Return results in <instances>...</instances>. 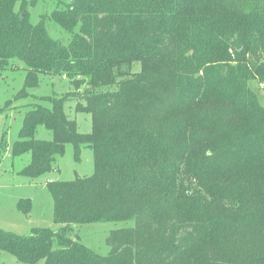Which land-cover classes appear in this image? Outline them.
<instances>
[{
    "label": "trees",
    "instance_id": "trees-1",
    "mask_svg": "<svg viewBox=\"0 0 264 264\" xmlns=\"http://www.w3.org/2000/svg\"><path fill=\"white\" fill-rule=\"evenodd\" d=\"M53 1L32 23L25 0H0V71L26 73L15 99L40 75L74 87L24 112L11 155L29 153L19 173L34 179L67 143L76 157L85 145L94 171L48 180L58 228H0V251L28 264H264V107L248 85L264 86V0ZM109 221L132 225L109 232L106 255L74 232Z\"/></svg>",
    "mask_w": 264,
    "mask_h": 264
},
{
    "label": "rangeland",
    "instance_id": "rangeland-1",
    "mask_svg": "<svg viewBox=\"0 0 264 264\" xmlns=\"http://www.w3.org/2000/svg\"><path fill=\"white\" fill-rule=\"evenodd\" d=\"M29 20L39 21L41 15H50L55 9L53 0H25ZM46 28L51 37L68 43L70 35L53 21L46 20ZM139 63L131 66V71H138ZM25 70L22 67L0 71V228L18 235H24L31 227L57 229L54 223V207L51 193L46 186L48 180H73L77 176H90L94 171L93 152L85 145L80 146L78 157L74 146L65 145V152L58 157L54 170L37 178L31 179L19 173L28 164L29 153L20 156L11 155V146L18 139V133L23 121L24 112L37 103H42L38 97H60L73 91L69 78L64 75H40L36 87L28 89V95L15 99L22 89L25 80ZM255 91L259 103L264 107V86L256 80L248 81ZM83 86L79 87L82 91ZM75 99L64 104L65 113L75 120L80 133L91 130V116L87 112L74 110ZM36 138L50 139L51 133L45 127L39 126ZM25 207V209H24ZM132 222H94L77 225L75 234L87 247L100 255L108 254L110 247L106 243L109 232L113 229L131 226ZM0 263L28 264L5 252L0 251ZM34 264H44L40 260Z\"/></svg>",
    "mask_w": 264,
    "mask_h": 264
}]
</instances>
